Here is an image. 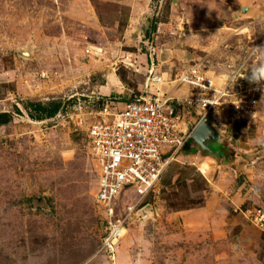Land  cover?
I'll return each instance as SVG.
<instances>
[{"label": "rangeland", "instance_id": "obj_1", "mask_svg": "<svg viewBox=\"0 0 264 264\" xmlns=\"http://www.w3.org/2000/svg\"><path fill=\"white\" fill-rule=\"evenodd\" d=\"M263 38L264 0H0V264H112L88 138L100 98H185L193 67L226 84L264 64ZM228 89L128 217L116 264H264V82Z\"/></svg>", "mask_w": 264, "mask_h": 264}, {"label": "built area", "instance_id": "obj_2", "mask_svg": "<svg viewBox=\"0 0 264 264\" xmlns=\"http://www.w3.org/2000/svg\"><path fill=\"white\" fill-rule=\"evenodd\" d=\"M260 49H264V38L256 45L254 53L258 54ZM244 75L247 73H238L231 82L229 79L226 84L218 85L216 78L193 67L178 77L179 83L193 89L191 96L178 97L172 91L167 94L151 92L150 96L122 103L121 109L116 97L100 98L99 119L89 125L88 138L90 154L99 169L95 201L109 225L102 250L107 252L112 264H116L113 260L126 235L128 217L160 184L168 165L196 140L197 130L204 127L208 117L217 113V107L228 106L226 97L230 93H238L229 92L228 86L234 83L242 89L245 100L251 94H245L244 88L258 85L250 83ZM161 81L162 77L154 76L150 85ZM251 102L252 98L247 99V107ZM241 111L245 110L240 104L234 112L236 117L243 113ZM127 193L134 194L136 199L125 206L124 217H117L120 196ZM243 210L248 217L251 215L249 209ZM250 217L251 222L264 229L263 209L256 210Z\"/></svg>", "mask_w": 264, "mask_h": 264}, {"label": "clouds", "instance_id": "obj_3", "mask_svg": "<svg viewBox=\"0 0 264 264\" xmlns=\"http://www.w3.org/2000/svg\"><path fill=\"white\" fill-rule=\"evenodd\" d=\"M240 77H237V79ZM250 83L260 84L261 81H264V73H262L259 77H257L256 73L253 72L250 77H248Z\"/></svg>", "mask_w": 264, "mask_h": 264}, {"label": "bare ground", "instance_id": "obj_4", "mask_svg": "<svg viewBox=\"0 0 264 264\" xmlns=\"http://www.w3.org/2000/svg\"><path fill=\"white\" fill-rule=\"evenodd\" d=\"M253 72H255L257 77H259L262 73H264V64H262L260 67H258L256 69H253L252 71H249V73L247 75H244L243 77L248 79V77H250ZM261 82H264V81H261ZM123 233H124V231H123Z\"/></svg>", "mask_w": 264, "mask_h": 264}, {"label": "water", "instance_id": "obj_5", "mask_svg": "<svg viewBox=\"0 0 264 264\" xmlns=\"http://www.w3.org/2000/svg\"><path fill=\"white\" fill-rule=\"evenodd\" d=\"M243 11H247L246 9H244ZM203 135H204V127H201L197 130L196 134H195V139L197 141H201L203 139Z\"/></svg>", "mask_w": 264, "mask_h": 264}, {"label": "trees", "instance_id": "obj_6", "mask_svg": "<svg viewBox=\"0 0 264 264\" xmlns=\"http://www.w3.org/2000/svg\"><path fill=\"white\" fill-rule=\"evenodd\" d=\"M126 102H128V101H126ZM57 111H58V107H55V108H53L52 110H51V109H50V110H47V113H50L49 115H53V114H55ZM5 116L7 117V114H5ZM184 151H185L186 153H191L192 151L194 152V151H196V150H195V149L186 148Z\"/></svg>", "mask_w": 264, "mask_h": 264}, {"label": "crops", "instance_id": "obj_7", "mask_svg": "<svg viewBox=\"0 0 264 264\" xmlns=\"http://www.w3.org/2000/svg\"><path fill=\"white\" fill-rule=\"evenodd\" d=\"M104 88H106V87H104Z\"/></svg>", "mask_w": 264, "mask_h": 264}]
</instances>
